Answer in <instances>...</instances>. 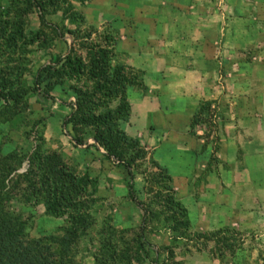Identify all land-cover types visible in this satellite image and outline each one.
I'll use <instances>...</instances> for the list:
<instances>
[{
    "label": "crops",
    "instance_id": "crops-1",
    "mask_svg": "<svg viewBox=\"0 0 264 264\" xmlns=\"http://www.w3.org/2000/svg\"><path fill=\"white\" fill-rule=\"evenodd\" d=\"M82 11L118 32L119 61L143 73L120 127L170 175L190 227L264 243V0H86ZM208 106L214 124H193ZM126 175L113 184L123 197Z\"/></svg>",
    "mask_w": 264,
    "mask_h": 264
},
{
    "label": "trees",
    "instance_id": "trees-1",
    "mask_svg": "<svg viewBox=\"0 0 264 264\" xmlns=\"http://www.w3.org/2000/svg\"><path fill=\"white\" fill-rule=\"evenodd\" d=\"M73 2L82 6L86 4V0H10L9 10L17 13L16 19L7 22L14 29L9 39L12 45H17L18 38L25 37L23 18L32 13H37L42 32L54 27L56 37L73 32L59 31L57 25L48 22L50 15L62 12L63 22L86 25L85 15L76 9ZM89 29L91 33L87 38H91L93 33L99 34L93 26ZM43 38L37 35L33 42L42 41ZM98 38L95 42L79 45L86 56L74 46L64 54H49V59L33 77L32 92L43 104L58 102L52 95L57 87L68 89L71 93L74 100L68 104L62 102L71 109L64 126L71 128L69 135L74 145H87L88 140L92 139V145L103 149L109 161L125 169L129 179V196L143 211L136 252L140 260L156 263V260H152L151 244L144 241V229L151 211L138 198L134 188V170L141 161H146L147 153L138 140L129 138L120 127L121 122L129 121L131 115L127 90L132 86L142 88L143 73L117 59L119 54L115 46L118 32L115 29L104 30ZM26 94L24 89L1 92L0 112L3 115L11 114L10 104L20 103ZM196 123L198 121L195 119L193 124ZM28 160L29 168L20 173L23 158L15 152L4 154L0 151V264H80L76 260L78 246L96 226V219L87 206L81 207L89 178L76 177L57 153L43 154L35 149ZM153 165L160 174L152 178V183H168L164 185L168 195L164 197L157 192L155 201L162 202L158 205L172 212V230L185 233L190 229L187 210L171 194L172 179L167 171L155 161ZM22 184L24 188H21ZM147 191L153 193L151 189ZM12 200L22 206L42 204L48 215L67 217V223L60 228V234L30 239L26 235L28 218L21 209L10 206ZM118 233L119 230L111 224L107 231L104 228L100 231L102 238L93 252L95 264H116L121 257L122 260H130L128 252L131 248L126 242L123 244L125 246H120V238L116 237ZM218 234L220 231L214 232L213 237Z\"/></svg>",
    "mask_w": 264,
    "mask_h": 264
},
{
    "label": "rangeland",
    "instance_id": "rangeland-1",
    "mask_svg": "<svg viewBox=\"0 0 264 264\" xmlns=\"http://www.w3.org/2000/svg\"><path fill=\"white\" fill-rule=\"evenodd\" d=\"M73 4L83 14V6L78 2ZM16 14L15 11L9 10V5L0 0V93L20 89L27 91L20 103L10 104L11 114L3 115L0 112V151L4 154L15 152L23 158L20 173L29 168L28 158L32 151L39 149L43 154H59L69 171L76 177L89 178L90 183L86 186V196L81 201V207L87 206L96 219V226L93 232L80 242L77 262L95 264L93 252L95 245L102 238L100 231L103 228L107 231L111 224L119 230L116 237L120 238V246H125L123 244L126 242L129 249L131 248L128 252L130 260H122L121 257L116 264H207L199 254L204 258L207 255L211 262L214 261L213 264H264V243L257 241L254 232L225 229L217 230L220 234L213 237V233L217 231L198 233L191 227L185 233L173 231L172 212L158 205L162 202L155 201L157 192L164 197L168 195L164 189V185L168 183H152V178L159 175L160 171L155 168L152 160L147 159L141 161L134 170L135 178H139L142 183L138 189L134 179V188L138 198L151 211L144 229V241L151 244L152 260H156V263L138 258L136 241L142 225L143 211L132 201L129 191L127 196L123 197L113 185L115 181L122 183L121 174L124 172L126 175V171L113 162H103L105 152L94 147L92 139L88 140L87 145H74L69 135L71 128L64 126V120L71 112L67 104L74 100L68 89L55 88L52 95L58 102L46 104L40 103L32 92L33 77L37 69L49 59V54H64L74 46L86 56V53L79 49V45L99 40L98 35L111 27H94L88 21L86 25H80V22L71 25L67 21L63 22L62 12H59L48 16V22L57 25L61 32L70 30L73 34L66 33L64 37H56L54 27L46 28L42 32L37 13H32L23 18L25 37L18 38L17 45L14 46L9 40L14 29L7 22L16 19ZM90 26L98 30L99 34L93 33L91 38H87L88 33H91ZM37 35L44 37L46 41L43 42L42 39L33 42ZM206 111L203 119L197 117L196 120L213 125L214 109L208 106ZM126 178L125 183L128 185L127 175ZM24 186L22 184L21 188ZM147 189H151L153 193H149ZM171 194L174 195L173 192ZM10 206L21 209L28 218L26 235L30 239L60 234V228L67 223V217L56 218L48 215L42 204L22 206L12 200ZM260 215L264 217V213ZM247 250L249 253H246Z\"/></svg>",
    "mask_w": 264,
    "mask_h": 264
}]
</instances>
